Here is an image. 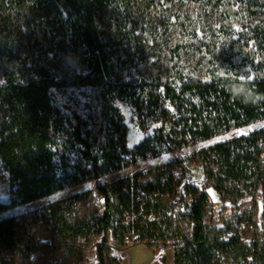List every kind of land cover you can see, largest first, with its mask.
<instances>
[{
  "label": "trees",
  "instance_id": "16d2710c",
  "mask_svg": "<svg viewBox=\"0 0 264 264\" xmlns=\"http://www.w3.org/2000/svg\"><path fill=\"white\" fill-rule=\"evenodd\" d=\"M136 1L0 0V165L13 190L9 202H0V214L69 187L97 182L135 163L133 157L130 161L124 158L131 153L126 147V127L114 105L117 100L133 109L141 130L160 125L154 141L167 152L264 122V60L257 64L260 73L254 78L242 71L244 59L235 60L229 54L210 57L220 69H190L192 58L179 51L156 53L132 29L124 28V34L117 35L116 18L131 15L130 7ZM110 5L111 19L107 17ZM255 40L264 45L263 30L257 31ZM246 62L254 64L253 60ZM68 87H90L97 92L103 119L98 133L105 134L98 153L87 121L76 113L75 122L62 115L57 92ZM149 143L145 140L136 149L142 158L153 153ZM76 148L90 162V170L68 175L57 161ZM263 156L264 128L201 150L191 164L203 168L204 187L212 188L225 203L254 196L258 189L264 195ZM132 186L129 179L98 185L104 213L93 225L84 219L69 220L81 196L43 208L40 216L52 227L53 244L73 250L78 241L88 243L103 235L97 259L100 264H113L108 259V233L112 230L123 245L127 228L122 222L132 206ZM191 189L195 197L190 212L193 236L175 251V264H182L184 257L192 264H208L214 246H230L238 239L224 243L219 235L207 233L208 196L204 188ZM145 190L148 195L154 193L152 185ZM139 207L134 206L136 211ZM142 211L144 216L154 213L157 217L155 222L138 218L136 224L146 235H156L168 222L159 219L155 205L147 204ZM17 226L16 217L0 220V264H17L33 249L21 246ZM250 256L252 264H264V253L259 258Z\"/></svg>",
  "mask_w": 264,
  "mask_h": 264
},
{
  "label": "rangeland",
  "instance_id": "374dc122",
  "mask_svg": "<svg viewBox=\"0 0 264 264\" xmlns=\"http://www.w3.org/2000/svg\"><path fill=\"white\" fill-rule=\"evenodd\" d=\"M129 12L131 15L123 19L116 18L117 28H120L117 33L119 36L124 34V28L125 31L132 29L135 35L146 38L156 53L168 54L179 51L183 56L192 58L193 62H189V68L196 71L220 69L221 66L219 67L217 63L209 61L210 57L229 54L235 60L244 59L243 62L247 64L242 63L241 67L248 77L254 78L260 73L257 64L264 60V45L259 46L255 39L258 30L264 31V0H137ZM107 17L111 19V5ZM247 60H253L254 64H248ZM174 64L175 62L169 65ZM57 99L64 118L75 122L73 114L76 113L87 121L91 139L96 140L94 152L98 153V149L104 143L105 134L98 133L103 119L100 116L96 90L90 87H68L57 92ZM114 105L126 127V147L132 155L124 158L130 161L133 157L135 163H130L121 171L102 176L97 182L88 181L69 187L54 196L0 214V220L16 217L18 220L16 237L22 240L21 246L33 247L31 252L18 259L17 264H59L58 260L61 258L76 264L85 262L84 255L87 256L89 250L93 248L97 251L103 235L92 237L88 243L78 241L73 250L66 249V246L58 247L53 244L52 227L50 224H44L40 216L41 210L56 201L78 195L81 197L75 202L69 220L74 223L76 220L84 219L86 223L93 225L104 213L103 205L95 203L99 197L97 186L112 185L121 179H129L132 185L143 186L145 189L152 185L155 193L152 197H158L157 202L162 209L170 208L176 198L175 195L178 196L180 220L173 237L174 246L169 247L175 252L191 242L194 230L190 217L195 199L192 189H185L183 193L175 195L172 192L174 187H178L185 172L191 173L193 187L200 190L204 188L203 191L208 196V210L204 216L207 233L219 235L218 239L224 243H229L234 237L238 239L230 246H214L209 254L208 264H252L250 255L254 254L259 258L260 254L264 253L262 190L258 189L254 196L223 203L212 188L204 187L203 168L195 163L191 164V161L201 150L231 138L246 137L263 129L264 122L198 142L181 150L167 152L154 141V131L159 124L141 130L133 109L127 103L117 100ZM145 140L150 142L153 153L149 152L142 158L136 153V149ZM77 149L67 150L65 158L57 161L68 175L90 170V162L81 157ZM12 191L8 173L0 165V202H9L13 198ZM227 232H231L232 237H228ZM97 241H100L98 245ZM108 242L115 251L133 247L128 243L119 245L112 230L108 233ZM146 250L151 255H161L155 248L145 247ZM1 259L0 257V262ZM112 261L115 264L116 260ZM182 264L192 263L184 257Z\"/></svg>",
  "mask_w": 264,
  "mask_h": 264
},
{
  "label": "built area",
  "instance_id": "2783aa9c",
  "mask_svg": "<svg viewBox=\"0 0 264 264\" xmlns=\"http://www.w3.org/2000/svg\"><path fill=\"white\" fill-rule=\"evenodd\" d=\"M193 179L192 175L189 172H185V174L180 178V182L178 187H174L172 192L179 194L180 192L183 193L185 189L193 188ZM132 195H131V208L128 212L124 214L122 224L126 226L127 230L123 235L124 243H128L131 246H146L149 248H155L159 254H163L165 250L169 247L174 246L173 237L175 236L176 227L179 223V198L177 195L176 198L173 200V205L170 208L162 209L159 205L157 200L158 197L153 198L152 194L148 195L146 193L145 187L143 186H132ZM155 194V193H153ZM157 196V195H155ZM154 201V202H153ZM97 205H102L104 203L103 198H97L95 200ZM147 204H152L157 207V215L160 220L168 221L162 224L159 229V232L154 235H146L144 232L142 233L137 226L138 218H143L147 220V222H155L157 217L154 213L149 214L148 216L143 215L142 208ZM138 205L139 210L136 211L134 206ZM171 226L168 227L167 224ZM227 236L231 237V233L227 232Z\"/></svg>",
  "mask_w": 264,
  "mask_h": 264
},
{
  "label": "crops",
  "instance_id": "0c3cea01",
  "mask_svg": "<svg viewBox=\"0 0 264 264\" xmlns=\"http://www.w3.org/2000/svg\"><path fill=\"white\" fill-rule=\"evenodd\" d=\"M99 242L100 241H97L96 245H98ZM108 247L110 250L108 259L110 262L112 259H114L119 262V264H175V252L171 248L165 250L162 255H151L149 254V251H145L146 246L142 245L133 246L123 251H115L113 250L110 242H108ZM84 258L86 259L85 262L78 264H100L96 256L95 248H93L91 251L89 250L87 256L86 254L84 255ZM58 261L59 264H76L75 262H69L68 260L62 258Z\"/></svg>",
  "mask_w": 264,
  "mask_h": 264
}]
</instances>
